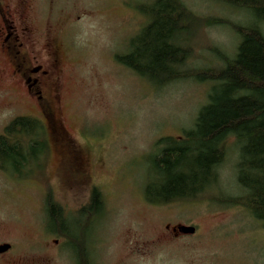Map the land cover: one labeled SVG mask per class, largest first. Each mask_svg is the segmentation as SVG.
<instances>
[{"label":"rangeland","instance_id":"rangeland-1","mask_svg":"<svg viewBox=\"0 0 264 264\" xmlns=\"http://www.w3.org/2000/svg\"><path fill=\"white\" fill-rule=\"evenodd\" d=\"M154 2L31 0L34 38L46 41L52 58L53 51L59 53L51 101L58 123L47 134L43 175L19 180L0 170V244L11 245L0 254V264H77L67 239L47 229L48 191L69 216L66 228L83 243L87 264H264L261 223L242 207L214 198L241 192L233 138L227 140L212 198L166 205L144 199L154 142L190 128L209 91L207 83L191 79L155 88L116 60L146 22L140 6ZM182 2L203 19L254 22L219 0ZM260 26L264 32V23ZM237 42L227 25L201 27L188 68L216 66L210 48L230 56ZM18 91L0 75V134L15 116H41L34 101ZM77 156L90 173L88 181L78 176ZM94 187L102 208L92 217H78ZM177 224L196 231L175 235L171 227Z\"/></svg>","mask_w":264,"mask_h":264},{"label":"trees","instance_id":"trees-1","mask_svg":"<svg viewBox=\"0 0 264 264\" xmlns=\"http://www.w3.org/2000/svg\"><path fill=\"white\" fill-rule=\"evenodd\" d=\"M226 7L247 13L249 25L221 19H203L182 0H155L139 10L147 18L134 35L118 63L155 88L179 80L207 83V102L193 125L178 136L159 137L153 145L152 173L144 186V199L166 205L212 198L219 167L234 139L236 149L237 196L214 198L221 204L245 209L264 227V0H219ZM227 25L238 38L232 55L211 47L216 66H187L194 57V35L203 26ZM48 129L42 117L15 116L0 134V170L9 177L25 180L43 175L49 146ZM209 193V194H208ZM102 208L97 188L78 217H92ZM46 226L50 233L62 234L77 264H87L83 243L66 228L69 218L48 191L44 197Z\"/></svg>","mask_w":264,"mask_h":264},{"label":"flooded vegetation","instance_id":"flooded-vegetation-1","mask_svg":"<svg viewBox=\"0 0 264 264\" xmlns=\"http://www.w3.org/2000/svg\"><path fill=\"white\" fill-rule=\"evenodd\" d=\"M30 19H34L31 0H0V75L9 77L24 95L20 98L34 101L49 132L58 123L51 101L57 90L59 53L53 51L52 58L46 41L34 38ZM76 158L78 176L88 181L90 173L84 161Z\"/></svg>","mask_w":264,"mask_h":264},{"label":"water","instance_id":"water-1","mask_svg":"<svg viewBox=\"0 0 264 264\" xmlns=\"http://www.w3.org/2000/svg\"><path fill=\"white\" fill-rule=\"evenodd\" d=\"M167 228H169V226H167ZM171 230L175 235L177 234L191 235L195 233L196 228L193 225L177 224L172 226ZM10 247L11 245L9 243H1L0 254L7 252L10 249Z\"/></svg>","mask_w":264,"mask_h":264}]
</instances>
